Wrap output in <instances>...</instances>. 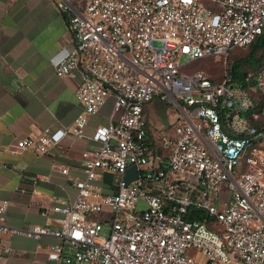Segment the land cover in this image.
I'll list each match as a JSON object with an SVG mask.
<instances>
[{"label":"built area","instance_id":"1","mask_svg":"<svg viewBox=\"0 0 264 264\" xmlns=\"http://www.w3.org/2000/svg\"><path fill=\"white\" fill-rule=\"evenodd\" d=\"M56 4L68 13L72 45L52 63L76 79L84 110L68 128L19 138L16 150L52 153L66 134L84 136L110 96L114 106L92 136L98 144L82 152L85 176L71 177L77 196L42 211L62 212L61 225H10L0 198V231L57 236L55 264H264V125L255 122L264 116V65L247 84L229 69L215 81L190 66L264 33V0ZM156 96L175 108L168 125L148 116ZM132 164L138 174L127 183ZM57 169L69 174L68 165ZM106 171L110 192L96 181ZM0 248L13 250L4 239Z\"/></svg>","mask_w":264,"mask_h":264},{"label":"crops","instance_id":"2","mask_svg":"<svg viewBox=\"0 0 264 264\" xmlns=\"http://www.w3.org/2000/svg\"><path fill=\"white\" fill-rule=\"evenodd\" d=\"M80 6L86 0H75ZM72 45L68 13L56 0H0V198L9 201L7 222L16 227L31 223L61 225L62 212L42 211L58 198L72 200L78 187L71 177H84L82 152L96 144L99 125L108 124L114 106L110 96L89 116L85 135L66 134L52 153L16 150V141L37 137L46 127H70L84 110L76 96V79L58 75L53 57ZM153 100L147 110L150 116ZM68 165L69 174L57 167ZM113 173L96 181L110 192ZM13 250L0 248V264H55L48 253L59 242L52 234L2 233Z\"/></svg>","mask_w":264,"mask_h":264},{"label":"trees","instance_id":"3","mask_svg":"<svg viewBox=\"0 0 264 264\" xmlns=\"http://www.w3.org/2000/svg\"><path fill=\"white\" fill-rule=\"evenodd\" d=\"M208 58L213 57H205L202 59ZM227 58L229 63L227 69H229L233 77L236 80L247 84L248 82L245 81V76L248 74V72L251 71L256 73L264 65V33L257 35V37H255V39L246 47L236 48ZM212 79L219 81L213 77ZM260 106L261 104L257 103L254 110L259 111ZM255 122L260 126L264 125V116L258 120H255Z\"/></svg>","mask_w":264,"mask_h":264},{"label":"rangeland","instance_id":"4","mask_svg":"<svg viewBox=\"0 0 264 264\" xmlns=\"http://www.w3.org/2000/svg\"><path fill=\"white\" fill-rule=\"evenodd\" d=\"M182 60L187 61L188 58L183 57ZM228 65L229 63L227 57H213L198 61L196 60L190 63L191 68L204 69L205 71H207V73H209L211 77L217 80H220L224 77ZM174 111L175 108L170 102L162 100L160 97L156 96L153 99L152 107L149 113L151 118L155 120L158 124L168 125L172 120ZM107 230L108 229L106 228L105 232H107Z\"/></svg>","mask_w":264,"mask_h":264},{"label":"water","instance_id":"5","mask_svg":"<svg viewBox=\"0 0 264 264\" xmlns=\"http://www.w3.org/2000/svg\"><path fill=\"white\" fill-rule=\"evenodd\" d=\"M138 174V169L135 164L130 165L125 174L126 182L129 183L132 179H134Z\"/></svg>","mask_w":264,"mask_h":264}]
</instances>
